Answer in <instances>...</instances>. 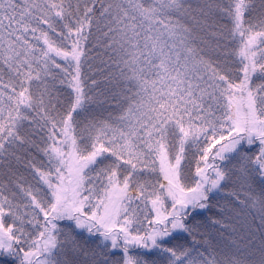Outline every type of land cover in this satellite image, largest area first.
Returning <instances> with one entry per match:
<instances>
[{"label": "snow or ice", "instance_id": "1", "mask_svg": "<svg viewBox=\"0 0 264 264\" xmlns=\"http://www.w3.org/2000/svg\"><path fill=\"white\" fill-rule=\"evenodd\" d=\"M0 264H264V0H0Z\"/></svg>", "mask_w": 264, "mask_h": 264}]
</instances>
